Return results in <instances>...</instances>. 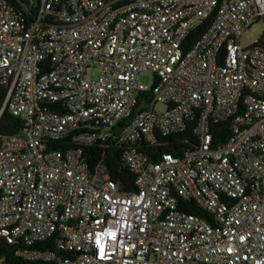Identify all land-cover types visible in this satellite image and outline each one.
Returning a JSON list of instances; mask_svg holds the SVG:
<instances>
[{
  "label": "built area",
  "instance_id": "obj_1",
  "mask_svg": "<svg viewBox=\"0 0 264 264\" xmlns=\"http://www.w3.org/2000/svg\"><path fill=\"white\" fill-rule=\"evenodd\" d=\"M260 20L264 0H0L4 108L23 121L0 144V238L15 256L264 264V30L240 41ZM215 122L229 127L219 145ZM191 123L182 155L152 161L140 147ZM95 143L123 146L135 190L104 159L90 165Z\"/></svg>",
  "mask_w": 264,
  "mask_h": 264
},
{
  "label": "trees",
  "instance_id": "obj_2",
  "mask_svg": "<svg viewBox=\"0 0 264 264\" xmlns=\"http://www.w3.org/2000/svg\"><path fill=\"white\" fill-rule=\"evenodd\" d=\"M18 9H22L23 5L31 4V0H9ZM39 1V0H37ZM213 17H210L207 22L200 26L195 31L191 32L185 41V44L191 45L205 30L207 25L211 23ZM7 90L0 82V144L2 138L7 135L18 133L23 128V121L21 118L12 114L7 108H4ZM151 96V93H149ZM212 131L214 133V145H219L225 142L229 135V127L227 123L215 122L212 124ZM69 139L58 140L55 146L65 148L69 146ZM197 143V136L195 134V124L191 123L181 132L173 133L161 137L155 144L140 143V147L147 153L150 160L157 161L165 153H173L182 155L188 148ZM123 146L115 143H107L100 146V143L85 147V157L92 167L100 160L104 159L109 167L112 176L120 181L122 189L132 191L136 189L135 174L125 169L121 163V154ZM185 209L190 212L202 213L193 203H185ZM0 253L5 259L6 264H39L37 262H30L15 256L14 246L8 244L4 239L0 238Z\"/></svg>",
  "mask_w": 264,
  "mask_h": 264
},
{
  "label": "rangeland",
  "instance_id": "obj_3",
  "mask_svg": "<svg viewBox=\"0 0 264 264\" xmlns=\"http://www.w3.org/2000/svg\"><path fill=\"white\" fill-rule=\"evenodd\" d=\"M264 30V23L262 20L256 22L251 28H249L240 38L242 45H249L253 43L256 39L260 38ZM97 72L95 70H91L90 74L95 75ZM142 82L148 86L152 87L155 83L154 74L151 71H147L142 75ZM156 109L158 111L164 109V105L158 103L156 105Z\"/></svg>",
  "mask_w": 264,
  "mask_h": 264
}]
</instances>
